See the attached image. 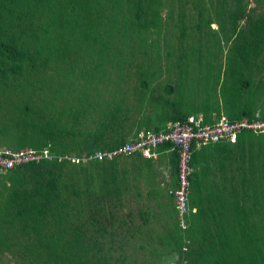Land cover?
Returning a JSON list of instances; mask_svg holds the SVG:
<instances>
[{
    "label": "rangeland",
    "instance_id": "1",
    "mask_svg": "<svg viewBox=\"0 0 264 264\" xmlns=\"http://www.w3.org/2000/svg\"><path fill=\"white\" fill-rule=\"evenodd\" d=\"M66 1L74 5L66 9L56 3L53 10L43 11L34 38L29 37L30 48L40 51L36 66L21 80L0 86V120L13 109V102L31 98L35 118L54 119L64 130L81 133L74 140L80 145L75 152L85 148L83 139L100 131V145L107 147L124 141L142 124L153 128L173 123L169 116L180 110L194 114L203 102L214 108L219 78L230 83V71L239 69L242 78L250 80L241 106L264 115V50L255 60L250 59L248 67L238 64L231 17L237 9L244 11V17L253 9V19L264 18V0L257 6L254 0H147L143 7L147 25L142 28L127 22L135 12V1L118 0L112 5L111 0H84L86 10L97 21L91 24L89 19L88 37L73 34L63 38L56 25L65 21L68 28L78 29L72 10L81 9L71 0H63V4ZM110 15L117 17L116 26L109 27ZM244 17L236 23L238 28H245ZM66 43L69 51L63 48ZM185 80L195 88L188 97L180 88ZM168 86L172 88L166 89ZM115 106V122L104 131L101 125ZM195 114L202 113L197 110ZM17 135L16 131L2 135L0 148L18 150ZM72 138L59 140L57 146L68 148ZM263 157L261 139L247 140L239 147L204 150L189 197L193 211L183 217V223L167 191L147 189L160 185L157 173L149 171L157 182L147 181L143 170L137 166L135 171L126 158L112 164L66 165L61 187L66 203L52 211L43 231L54 232L53 239L74 236L92 264H204L205 259H213L211 248L222 250L220 242L229 233L242 231L245 217L249 225H255L250 226L252 236L264 249V213L255 201L262 199ZM112 172L115 182L107 183ZM31 176L0 175V214L9 187L24 180L32 186ZM173 176L172 172L174 182ZM238 207L245 209L242 218ZM4 234L0 264L39 262L35 251L26 249L37 243L35 235L22 236L15 227Z\"/></svg>",
    "mask_w": 264,
    "mask_h": 264
},
{
    "label": "trees",
    "instance_id": "2",
    "mask_svg": "<svg viewBox=\"0 0 264 264\" xmlns=\"http://www.w3.org/2000/svg\"><path fill=\"white\" fill-rule=\"evenodd\" d=\"M75 2L76 7H80V10L73 9L72 11L76 14L72 15L76 22L78 29L68 28V24L64 21L56 25V30L60 36L76 35L88 37L87 26L90 19L91 24L97 21L96 17H91V11L86 10V5L83 4L84 0H71ZM80 1V5L77 4ZM118 0H111L112 5ZM136 2V9L133 15L128 18L127 22H132L137 27H144L147 25V19L143 7L147 3V0H129ZM154 1V0H149ZM262 0H254L255 6H257ZM72 6L70 1H66L63 4V0H0V86H4L13 80H21L29 72L30 68H34L37 62V55L39 49H32L30 47L31 36L34 38L35 30L38 28V18L45 10H53L54 5ZM115 6V5H114ZM62 8V7H61ZM60 8V9H61ZM60 9H57L60 10ZM253 9H249L248 14L245 16L244 11L237 9L233 11L232 17V32L233 41L236 42L234 45L235 56L237 57L238 64L241 62L243 68L248 67L250 59L255 60L264 50V18L256 17L253 19L251 15ZM83 16V17H81ZM243 17L247 20L244 29L237 27V22ZM79 18V19H78ZM109 27L116 26L115 19L117 17L110 15ZM78 23V24H77ZM64 42V41H62ZM65 51L70 50V45L65 44ZM61 49V47H60ZM259 68V67H258ZM257 68V69H258ZM239 71H230L232 81L228 83L225 77L219 78L221 82L216 83L214 91V108H211L206 103L201 104V108H197L194 114H185L181 110L169 116L171 122H181L186 120L187 117L194 115L197 110L201 111V116L205 123H214L225 113V117L230 120H237L242 117L253 118L255 113H252L250 109H245L241 106V99L250 87L248 79H243ZM186 81V80H185ZM191 84L188 85L187 81L184 82L183 86L180 84V88L186 93L195 91V88ZM142 88L146 87L145 81L141 82ZM171 86L166 89H171ZM31 98L25 100L13 102V109L10 112L3 113V119L0 120V137L8 134L10 131L18 132V150L23 149H36L43 150L47 149L53 155H70L76 158L81 156L91 155L95 151L112 150L130 138L137 136L143 132H156L163 129L166 124H160L153 128L148 123L137 126L134 133H128L124 141L119 140L118 143L104 147L100 145L103 139V132H98L92 138L91 134L88 135L87 139H83L85 148L74 151L77 145L75 137L81 135L79 131H69L61 128L60 124L55 123L52 119L50 121H44L43 118H35V106L31 103ZM117 106L114 107V112L110 113L107 117V122L101 125L102 130H109L112 127V122H115ZM9 113H14V116L8 117ZM6 116L9 119H6ZM260 119H264V115H259ZM10 130V131H9ZM68 136L73 137L71 145L63 148L57 146L59 140H64ZM257 139V141L264 142V134L255 135L251 132H242L238 135L235 144L220 143L213 145L214 148L219 147H235L241 146L245 141ZM53 142V147L50 143ZM210 147V146H207ZM207 147H201L194 150L191 160L192 173V184L191 190L193 189L194 178L197 173L194 172L198 169V159L202 152ZM7 149V148H5ZM55 149H58L57 151ZM69 150V151H68ZM160 151L163 148L159 149ZM75 152L76 154H72ZM137 157V156H136ZM138 157H140L138 155ZM141 158V157H140ZM142 159V158H141ZM118 158L111 161H89L71 163L66 161L52 160H41L39 162H30L28 164L21 165L13 170L8 171L5 174L0 173L1 176L22 173L32 174L33 185H25L26 180L21 182H14L9 187V193L4 201V210L0 214V242H5L6 235L4 231L9 227L18 228V230L24 235H35L37 243L34 247L26 246V249L30 252L35 251V258L39 259L37 264H92L91 261L85 258L84 248L80 247L79 241L73 236L65 239L63 235L53 239L52 234L47 231H43V228L47 225L49 218L53 216V210H60V207L65 205L66 200L63 198L64 193L62 190L63 170L66 165H102V163L112 164L117 162ZM144 161V159H142ZM176 161V172H177V160ZM262 170L264 172V157L261 160ZM115 182V176L112 172V178L107 183ZM264 182V176H263ZM107 185V184H106ZM115 190V189H114ZM112 190L109 191V193ZM76 196H79V192L75 191ZM262 199H255L256 204L262 207L264 213V188ZM191 197V196H190ZM191 205V204H190ZM191 208V206H190ZM235 208V207H234ZM238 213L241 215V208H237ZM245 212V209L243 210ZM242 211V212H243ZM246 213V212H245ZM249 215V214H246ZM242 218V215H241ZM241 230L232 231L229 233V237L224 242H220L221 250L218 247L211 248L210 253L213 257L212 260L205 259L204 264H264V249L258 247L257 240L252 236L250 226L246 218L241 219ZM10 238L11 235H7ZM15 244V243H14ZM226 253V254H225Z\"/></svg>",
    "mask_w": 264,
    "mask_h": 264
},
{
    "label": "built area",
    "instance_id": "3",
    "mask_svg": "<svg viewBox=\"0 0 264 264\" xmlns=\"http://www.w3.org/2000/svg\"><path fill=\"white\" fill-rule=\"evenodd\" d=\"M242 132H251L255 135L264 134V119L255 115L253 118L242 117L230 121L222 115L214 123H205L201 115H191L184 121L168 123L159 131L141 132L112 150L95 151L91 155H83L80 158L70 155H53L47 149L39 151L28 148L11 151L0 148V173L5 174L30 162L52 159L59 162L79 163L81 161L85 163L111 161L115 158H130L139 155L150 165H155L159 149L163 148L166 152L174 153L177 160L176 186L169 189L168 193L174 199L180 223H183V217L193 211L189 206V197L193 173L191 160L194 150L220 143L235 144L238 135Z\"/></svg>",
    "mask_w": 264,
    "mask_h": 264
},
{
    "label": "crops",
    "instance_id": "4",
    "mask_svg": "<svg viewBox=\"0 0 264 264\" xmlns=\"http://www.w3.org/2000/svg\"><path fill=\"white\" fill-rule=\"evenodd\" d=\"M212 149L214 147L210 146L207 147L206 149ZM205 149V150H206ZM123 159V158H120ZM143 159V158H142ZM140 157H130V158H126V160H128L130 163H133V169L136 171V167L139 166L141 168V170H143L142 175H144V177H146V180L150 182H157V180L159 179V183H158V187H149L147 189H151V191H167L169 189H172L175 184H176V180H177V172H176V157L174 153L171 152H166L165 150L163 151H159L158 157H157V161L155 163V165H150L149 162L147 160L144 159V161L142 160ZM149 171H152L150 173L152 174H158L159 178L156 180H153L152 178V174H149ZM174 173V182L172 181L171 178V173ZM195 173L198 172V169L194 170ZM137 178V176H136ZM135 178V179H136ZM138 179V178H137ZM194 182L196 181V176L193 179ZM167 181V182H166ZM170 181L172 183V185L174 184V186H169ZM169 182V183H168ZM168 183V185H167ZM172 187V188H171ZM194 209L196 210V208L194 207Z\"/></svg>",
    "mask_w": 264,
    "mask_h": 264
}]
</instances>
